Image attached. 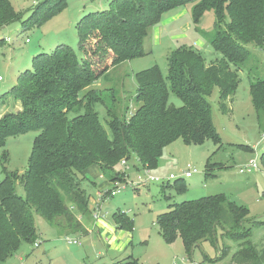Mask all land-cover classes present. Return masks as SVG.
I'll list each match as a JSON object with an SVG mask.
<instances>
[{"label":"trees","instance_id":"obj_1","mask_svg":"<svg viewBox=\"0 0 264 264\" xmlns=\"http://www.w3.org/2000/svg\"><path fill=\"white\" fill-rule=\"evenodd\" d=\"M32 1L28 20L40 15L38 24L66 7L65 0ZM188 6L194 25L204 13H214L208 43L220 58L207 65L198 50L185 46L173 50L167 57L166 76L158 67L134 75L137 107L129 118H119L114 100L91 87L111 69L145 56L143 44L151 28L168 12ZM94 12L76 26L77 52L60 44L50 53L37 55L7 92L20 109L0 116V149L9 137L29 131L37 134L25 173L6 175L0 182V263L22 243L37 239L34 215L65 232L80 231L74 214L85 215L88 200L80 190L79 176L89 166L97 165L109 180L124 183L126 173L115 170L121 161H134L136 171H154L164 148L177 140L186 145L208 140L221 145L207 99L217 88L218 104L224 110L240 83L239 72L251 58L247 47L264 50V0H111L107 10ZM22 17L8 0H0V30ZM249 93L262 131L264 79L251 81ZM170 94L181 101L180 107L168 105ZM5 97L6 93L0 102ZM96 103L109 106L107 129L99 121ZM237 147L253 151L249 146ZM259 164L264 172V150ZM210 168L207 163L205 177L211 175ZM183 182L180 178L175 182L180 192ZM17 184L23 197L16 193ZM111 218L117 230L132 231L126 214L116 212ZM246 224L260 223L223 195L169 205L156 218L167 245L180 239L190 253L202 242L215 243L219 229L222 239L237 246L230 264H264V244L251 243L252 228ZM112 264L140 263L128 257Z\"/></svg>","mask_w":264,"mask_h":264},{"label":"rangeland","instance_id":"obj_2","mask_svg":"<svg viewBox=\"0 0 264 264\" xmlns=\"http://www.w3.org/2000/svg\"><path fill=\"white\" fill-rule=\"evenodd\" d=\"M8 1L16 13H23V17L22 21L0 30V40H3L0 44V87L3 88L0 97L6 93L11 72L31 68V61L37 55L50 53L60 44L77 52L78 22L96 10H107L111 0H65L66 7L41 24L36 23L40 15L28 20L34 5L32 0ZM182 10L187 11L186 17L179 23L166 26L158 42L155 37L157 28L163 27L166 17ZM186 23L188 29L183 33L179 26ZM214 24L212 11L204 13L197 25L192 23L190 6L168 12L157 26L151 28L144 40L146 55L111 69L91 89L101 91L109 101L114 100L112 105L119 118H129L137 107L134 101V75L138 72L158 67L162 75L166 76L169 53L182 46L198 50L207 65L220 58L208 43ZM247 49L251 58L239 72L240 83L235 94L225 102L224 110L218 104L217 88L207 99L212 107V120L221 138V145H215L211 140L202 145H186L177 140L166 146L157 169L150 171L151 175L163 179L162 183L133 187L130 182L134 183L137 177L133 168L134 161L128 162L127 167L121 163L117 165L115 170L126 173L128 182L124 179V183H116L115 187L123 189L114 197L101 202L100 218L96 221L103 219L101 221L111 227V216L116 212L125 213L132 220L133 226L129 232V241H126V236L118 240L123 247L115 249L116 242L108 243L114 236L110 228L109 235L104 229L100 233L92 229L89 235H81L79 232H65L34 215L37 239L31 244L22 243L11 258L0 264H110L128 257L137 259L140 264H230L237 246L222 239L219 229L215 243L202 242L187 253L180 239L173 244H165L156 225L157 216L166 212L169 205L214 195H223L235 205L247 209L250 218L260 223L255 226L246 224L247 228H252L250 241L252 244H264V173L260 172V164L258 170L252 173H239V167L250 159L259 160L264 150V129L261 131L257 125L249 93L251 81L264 79V50L251 45ZM15 103L19 105L12 95L6 93L0 102V115L16 111ZM107 103L106 106L101 103L94 106L100 123L106 129ZM168 105L177 108L181 106V101L170 94ZM36 134L29 131L6 139L4 148L0 149V182L6 175L21 176L25 173ZM237 145L249 146L253 151H243ZM207 163L211 165L208 171L211 175L205 177ZM194 169L197 172L191 179H184L185 188L178 191L175 188L176 180L188 170ZM170 175L176 178L168 180ZM16 193L23 197V190L18 184ZM80 218L83 225L88 226L87 230L93 228L86 215ZM67 239L76 240L78 245L68 244Z\"/></svg>","mask_w":264,"mask_h":264},{"label":"crops","instance_id":"obj_3","mask_svg":"<svg viewBox=\"0 0 264 264\" xmlns=\"http://www.w3.org/2000/svg\"><path fill=\"white\" fill-rule=\"evenodd\" d=\"M186 14H188L187 11L182 10V11H178L177 13H174L170 17H166L165 23H163V27L162 28H157V30L155 32V37L157 38V41L160 42V39H161L163 33L165 32V27L166 26H170V25H174L176 23H179L183 18L186 17ZM187 29H188V24L187 23L184 24L182 27L179 26V30H181V32H183V33H186ZM176 38H178V37H176ZM8 39L9 38H7L6 40H8ZM122 64H124V63H122ZM24 69H26V68H24ZM23 71L24 70H13L11 72V74H10V83H9V85L6 88L7 89L6 93L16 84L17 78L19 77V75ZM2 89L3 88L0 87V91ZM15 109H16V111L19 110L20 109V104L18 105V103H15ZM0 116H2V115H0ZM126 167H127V164H126ZM134 172L137 175V171L134 170ZM260 172H263V171H260ZM127 178H128V175L125 176V180H127V182H128ZM191 178H189V179H191ZM79 179H80V181H79L80 182V190L82 192H84V194L86 195L87 200H88V202H87L88 203L87 204L88 205L87 206V212L85 213V215L88 218V223L89 224L91 223L92 226H93V228H90L89 230H87L86 227H88V226L87 225L86 226L83 225V222H82V219H81L82 217L80 218L81 214H79L78 212H75V214H74L75 220H76L77 224L80 225L79 233L81 235H89L91 233L92 229H96L97 233H100V231H103L102 229H104L105 233H107V235H109V231L108 230L110 228V230H111L110 233L113 234L114 236H112L111 242H108V243L116 242L117 246L115 247V249H117L118 247H120V248L123 247V245L121 246L119 244L118 240H121L122 238H124L126 236V239H127L126 241H129L130 240L129 232L117 230L115 225L113 224V222H112L111 227H108L107 224H105V223H103L101 221L103 219H100L99 221H96L93 218V214L95 213V211L96 210L100 211L101 202L108 198L107 197V195H108L107 193L110 190H113L115 188L116 183H118V182H112L106 176H104L101 173L100 168L97 165H91L88 168H86L82 172V176L81 175L79 176ZM180 179H183V178L181 177ZM121 213H123V212H121ZM111 221H112V218H111ZM106 238H104V240H106ZM113 262H115V261H113ZM113 262H111L110 264H112Z\"/></svg>","mask_w":264,"mask_h":264},{"label":"built area","instance_id":"obj_4","mask_svg":"<svg viewBox=\"0 0 264 264\" xmlns=\"http://www.w3.org/2000/svg\"><path fill=\"white\" fill-rule=\"evenodd\" d=\"M27 41V40H26ZM121 165L126 166L125 161H121ZM189 168V167H188ZM259 168V160L258 159H252L249 160L247 163H245L244 165H242L241 167H239V173H252L253 171L258 170ZM197 171L194 169L192 171H189L184 173L182 175L183 179H189L192 177V175L194 173H196ZM176 177L173 175L169 176L168 180H174ZM163 179L155 177L153 175L150 174V171L148 169H143L141 171H137V177L136 180L133 182H130V184L133 187L136 186H144L150 183H162ZM168 182V181H167ZM123 189V187H118L116 186L113 190H110L107 194V197H114L116 194H118L121 190ZM100 211L96 210L95 213L93 214V218L95 220H98L100 218ZM68 244H72V245H78V242L76 240H70L67 239L66 240ZM35 246L37 247V245L35 244Z\"/></svg>","mask_w":264,"mask_h":264}]
</instances>
